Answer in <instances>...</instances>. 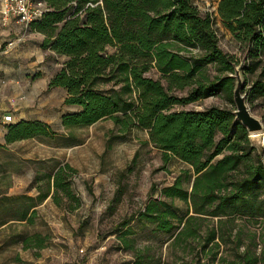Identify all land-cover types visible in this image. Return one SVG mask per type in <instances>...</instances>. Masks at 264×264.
<instances>
[{"label": "trees", "instance_id": "16d2710c", "mask_svg": "<svg viewBox=\"0 0 264 264\" xmlns=\"http://www.w3.org/2000/svg\"><path fill=\"white\" fill-rule=\"evenodd\" d=\"M32 1L44 2L47 10L31 22L30 30L44 35V49L66 57L48 82L49 88L66 89L65 104L78 106L62 116L63 126L112 118L119 135L133 127L147 128L164 162L175 156L189 164L161 189L163 198L150 199L121 224L137 218L167 233L183 224L175 237L180 240L202 235L203 224L195 222L201 215L218 217L220 226L207 229L199 259L208 249L219 250L224 219L246 217L261 227L263 237L264 152L252 144L247 128L236 119L235 108H175L221 93L232 101L234 57L221 47L212 16L202 13L193 0ZM217 11L254 61L247 69H260L248 94L250 100L264 97V61L256 60L264 53V0H220ZM152 69L159 73L157 78L149 74ZM100 84L109 87L102 89ZM55 133L49 123L21 120L7 124L5 138L9 144ZM75 170L68 162L59 165L49 189L36 198H46L53 189L55 203H68L70 210L79 208L82 201L72 186ZM185 182H191L190 189ZM3 194L0 226L10 219L33 221L35 204L22 206L20 200L34 198ZM175 198L190 204L197 215L183 221L173 206ZM46 241L47 235L41 233L26 235L23 247L40 249ZM243 254L240 264H264L261 252L248 247Z\"/></svg>", "mask_w": 264, "mask_h": 264}, {"label": "rangeland", "instance_id": "374dc122", "mask_svg": "<svg viewBox=\"0 0 264 264\" xmlns=\"http://www.w3.org/2000/svg\"><path fill=\"white\" fill-rule=\"evenodd\" d=\"M219 1L193 0V3L202 13L212 16L219 43L234 57V66L245 58L243 72L247 102L251 111L264 121V97L250 100L248 96L260 69H247L254 61L219 16ZM12 34L18 36L4 40L1 49L19 36H23L17 41L22 50L32 46L31 42H38L35 31L30 28L21 27L17 33H7V38L14 36ZM8 60L13 62L10 58ZM65 60V56L49 53L39 61L34 73L39 89L29 105L35 109L33 120L49 123L56 133L0 145V198H4L3 193L25 194L34 200H20V204L34 203L37 211L31 222L10 219L0 226V264H240L248 247L258 254L261 252L264 257L261 227L256 222L247 221L246 217L224 219L219 232L223 238L217 239L220 241L219 250L212 247L201 259L197 252L207 229L220 226L218 217L201 215V219L195 222L203 224L202 235L180 240L175 237L183 224L170 233L137 218L122 225L123 219L144 209L150 199L163 198L161 189L172 184L189 164L175 156L164 162L163 152L150 142L147 128L133 127L119 135V128L112 118L90 125L64 127L61 115L77 111L78 106L65 104L62 100L65 91L46 88L45 82L49 73L55 74ZM256 60L264 61V53ZM21 62L22 83L24 89H28L29 75L25 73L29 70L28 59ZM209 70L214 73L212 67ZM149 74L155 78L159 76L155 69ZM231 75L235 85V71ZM108 87L109 84L99 85L102 89ZM210 105L236 109L233 96L231 101L226 93L175 108L202 109ZM249 136L257 151L263 153L264 132ZM66 162L76 169L72 174V186L82 203L75 210H70L68 203H55L53 189L46 198H36L40 191L49 189L55 169ZM184 184L191 188V182ZM172 203L178 214L184 217L183 221L186 216L195 214L191 205L180 198H175ZM5 204L4 199L2 205ZM255 231L258 235L253 237ZM35 233L47 235L46 245L40 249L24 248L23 238Z\"/></svg>", "mask_w": 264, "mask_h": 264}, {"label": "crops", "instance_id": "0c3cea01", "mask_svg": "<svg viewBox=\"0 0 264 264\" xmlns=\"http://www.w3.org/2000/svg\"><path fill=\"white\" fill-rule=\"evenodd\" d=\"M21 27L23 26L19 25L14 20H11L9 24L2 23L0 16V145L7 144L5 138L7 124L3 123V116L10 114L13 118L12 123L21 120L35 119V114L33 116L35 109L29 108V105L33 103L32 97L35 96L39 89V83L36 81L37 79L34 77V73L36 72V68L39 67V61L44 60L46 54L51 53L56 55L52 50L42 47L41 43L44 35L37 31H35V34L37 35L36 39H38V42H31L32 46L29 45L27 50H22L19 43H17L23 36L17 37L15 42L10 41L13 43L1 49L4 40H11L13 37L15 38L18 36V34H12L14 36L7 38V33H17ZM9 58L12 59L13 62L9 61ZM22 59H28L29 70L25 71L26 75H29L30 82L28 89H24L22 83L24 78ZM42 65L47 68L44 64ZM51 74L53 73H49V76H47L45 82L46 88H48V82L52 76ZM52 88H61L65 91L64 97H62L64 102L67 96L66 89L60 86ZM64 114H62L61 117Z\"/></svg>", "mask_w": 264, "mask_h": 264}, {"label": "built area", "instance_id": "2783aa9c", "mask_svg": "<svg viewBox=\"0 0 264 264\" xmlns=\"http://www.w3.org/2000/svg\"><path fill=\"white\" fill-rule=\"evenodd\" d=\"M47 6L42 1L32 0H0V16L4 24H9L14 20L24 28H29L32 21L43 16ZM13 42H9L12 44ZM12 116H3V123L12 122Z\"/></svg>", "mask_w": 264, "mask_h": 264}, {"label": "water", "instance_id": "95a60500", "mask_svg": "<svg viewBox=\"0 0 264 264\" xmlns=\"http://www.w3.org/2000/svg\"><path fill=\"white\" fill-rule=\"evenodd\" d=\"M245 58L239 65H235V86L233 89V97L236 104L234 114L236 119L241 121L247 128L249 135L264 132V121L256 116L250 109L247 102V95L244 92L245 77H244Z\"/></svg>", "mask_w": 264, "mask_h": 264}, {"label": "bare ground", "instance_id": "6f19581e", "mask_svg": "<svg viewBox=\"0 0 264 264\" xmlns=\"http://www.w3.org/2000/svg\"><path fill=\"white\" fill-rule=\"evenodd\" d=\"M258 134H260V133H256L255 135H258Z\"/></svg>", "mask_w": 264, "mask_h": 264}]
</instances>
